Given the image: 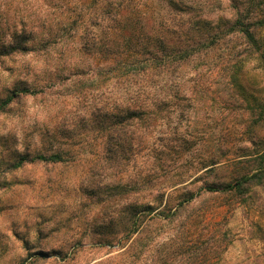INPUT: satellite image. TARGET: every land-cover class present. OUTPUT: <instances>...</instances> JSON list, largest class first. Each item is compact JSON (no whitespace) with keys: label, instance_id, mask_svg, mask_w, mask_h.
I'll return each instance as SVG.
<instances>
[{"label":"rangeland","instance_id":"obj_1","mask_svg":"<svg viewBox=\"0 0 264 264\" xmlns=\"http://www.w3.org/2000/svg\"><path fill=\"white\" fill-rule=\"evenodd\" d=\"M183 1L188 8L180 13L163 1L138 3L148 14L171 17L174 25L183 22L182 13H221L217 0ZM100 4L0 0L2 38L10 39L5 30L11 25L31 26L37 39L48 38L36 51L0 57V100L23 87L33 90L19 94L0 112V264H264V176L241 197L201 191L172 222L141 215L134 223L129 217L136 198L146 204L158 191L163 194L160 208L173 207L206 181L218 182L247 168L257 171L254 160L264 148V121L253 124L258 120V113L251 111L255 106L237 100L224 70L205 73L202 85L192 67L177 70V78L189 81L178 94V104L174 89L158 91L172 104L151 135L156 142H173L169 164L163 163L151 182L144 169L137 176L146 166L145 157L134 161L130 155L122 161L124 169H103V123L113 120L117 90L133 84L128 86L125 74L131 73L122 64L107 71L97 46L86 47L87 42L106 40L110 22ZM259 15L264 18V13ZM72 19L76 33L55 38L52 33L62 26L67 30ZM257 32L264 41V25ZM263 64V59H251L242 76L244 86L260 99ZM193 82L196 87H191ZM53 152L61 153L62 161L11 167L20 155ZM211 159L218 165L205 171ZM218 228L226 231L222 250L217 254L209 247L202 262L200 257L195 261L193 249L202 240L211 241ZM213 240L207 245H215Z\"/></svg>","mask_w":264,"mask_h":264},{"label":"trees","instance_id":"obj_2","mask_svg":"<svg viewBox=\"0 0 264 264\" xmlns=\"http://www.w3.org/2000/svg\"><path fill=\"white\" fill-rule=\"evenodd\" d=\"M157 1L165 2L171 11L179 13L187 11L188 8L183 0ZM100 6L103 16L110 22L104 36L107 41L87 42L86 47L97 46V53L107 63V71L113 72L120 69L122 64V68L128 69L131 73L125 74L129 77L128 86L133 84V87L126 86L117 90L113 120L103 123L105 154L104 163L101 164L103 169L111 168L112 165L124 169L127 164H123L122 161L125 162L130 155L135 157L134 161L145 157L146 166L138 167L141 169L137 176L139 177L144 169L143 173H147L144 175L145 178L147 177L151 182L154 178L156 179L163 163L169 164L172 151L175 150L173 142L167 139L156 142L152 140L151 135L152 128L156 127L164 117L161 113L166 106L172 104V100L159 95L158 91L169 93L174 89L172 96L178 104L180 100L178 94L189 81L188 78L184 80L177 78V74H173L177 70L180 72L181 69L192 67L194 79L200 81V85H202L200 79L205 73L216 69L224 70L229 77L228 85L235 87L238 92L237 100L255 106L251 107V111L258 113L256 117L258 120L254 119L253 124L259 125L264 121V98H255L242 81L246 66L251 59L264 61V41H261L257 32L264 25V18L259 15L264 13V0H217L216 10L221 13L211 16L212 12H208L205 16L197 14L186 17L182 13L179 19L183 22L177 25L169 22L171 17L164 18L148 14V11L141 9L138 0H101ZM75 20L67 22L69 24L67 30L63 26L57 28L55 33H52L54 37L60 34L63 38L72 37L78 30V26L73 25ZM9 27L5 30V36L7 33L10 39L6 40L0 36V57L17 52L36 51L44 47V42H47L48 38L37 39L35 30L31 26L17 28L11 25ZM236 40H239V45H244L245 48L240 49L236 45ZM152 71L158 73L166 71L168 74H152ZM195 83L193 82L191 87H196ZM30 93H33V90L23 87L5 96L0 100V112L19 94ZM127 151H129L128 155ZM62 157L59 152L49 155L37 153L32 156L23 154L11 163V167L16 169L34 161L59 162L62 161ZM254 162L260 167L256 168L257 171L247 168L218 182L206 181L197 192H186L173 207L164 205L160 208L163 194L158 191L152 202L146 204L138 202L136 198V203L130 205L129 217L134 223L141 215L172 222L180 216L179 213L184 207L189 206L201 194V191L210 194L230 193L241 197L252 185L260 184L262 181L264 148L257 153ZM206 163L205 167L208 168L205 171L213 170L218 165L213 159ZM137 191L139 188L136 189ZM188 219L189 215L184 217L182 221L184 227L189 225ZM217 231L219 234L211 236V241L199 242L197 246L199 253L197 249H193L195 261L200 257L201 263V258L211 250L217 254L222 250L221 236L225 237L226 231L220 228ZM213 238L215 245L208 246L207 243H212Z\"/></svg>","mask_w":264,"mask_h":264}]
</instances>
